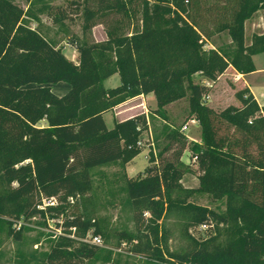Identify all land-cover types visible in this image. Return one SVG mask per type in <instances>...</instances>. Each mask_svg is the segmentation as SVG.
Instances as JSON below:
<instances>
[{
	"label": "trees",
	"instance_id": "trees-1",
	"mask_svg": "<svg viewBox=\"0 0 264 264\" xmlns=\"http://www.w3.org/2000/svg\"><path fill=\"white\" fill-rule=\"evenodd\" d=\"M24 1L27 10L0 0V222L6 224L8 236L20 241L26 224L49 216L59 222L55 226L62 234L34 264L99 259L103 250L80 239L93 230L95 235L102 232L78 201L92 189V170L129 164L140 153L141 134L149 131L144 115L115 122L112 130L104 115L137 97L153 95L157 108L152 116L169 128L156 162L152 159L156 166L127 181L134 221L143 222L145 214L159 221L164 199L181 190L188 173L181 163L188 142L183 127L168 123L166 108L187 99L188 120L201 128L200 142L191 144V157L197 158L202 183L216 173L217 164H226V179L216 182L226 185L235 209L229 220L211 215L235 227L230 230L235 238L226 246L216 240L193 243L176 257L177 264H264V107L248 90L236 94L241 108L218 114L203 103L227 69L242 75L255 72L253 57L264 54V36H254L245 46V25L264 11V0H67L71 14L55 7L53 0ZM80 13L85 34L101 25L107 39L98 43L86 37L79 42L78 63L30 27L31 20L42 16L61 25ZM225 32L230 47L204 49ZM114 75L121 84L107 89L105 82ZM196 75L210 84L196 83ZM61 83L70 90L58 97L52 86ZM221 126L233 129L234 136L222 134ZM53 198L56 207L39 208ZM204 218L200 222L209 225ZM19 222L23 225L17 230L13 225ZM123 238L133 239L127 234ZM134 252L151 257L152 246L137 238ZM152 255L163 259L159 250Z\"/></svg>",
	"mask_w": 264,
	"mask_h": 264
},
{
	"label": "rangeland",
	"instance_id": "rangeland-1",
	"mask_svg": "<svg viewBox=\"0 0 264 264\" xmlns=\"http://www.w3.org/2000/svg\"><path fill=\"white\" fill-rule=\"evenodd\" d=\"M10 1L27 10L28 6L24 0ZM68 1L53 0V5L61 7L71 14L73 9L68 6ZM126 24L128 27V23ZM83 26L84 19L81 13L71 16L61 25H54L46 16L40 17L38 21H30L32 29L37 30L46 39L55 42L63 50L64 55L74 63H78L77 44L84 38L88 37L98 43L107 39L103 26L98 25L86 34L83 31ZM263 32L264 11H259L246 22L245 46H250L253 37L262 36L260 34ZM125 34L130 36L128 28L125 29ZM231 44V38L225 32L215 36L212 45L208 43L204 49H224L230 47ZM257 63L264 69V56L260 57ZM256 79L261 82L260 87L264 89V74H260ZM195 82L210 84L198 75L195 76ZM120 84V78L116 76L105 86L116 88ZM62 86L66 85L55 86L54 93L60 92L59 88ZM217 94L216 90H213L204 98L203 103L207 106L213 104L212 108L218 114L230 107H235V105L240 106L236 95L233 96L230 93L226 100L218 92ZM152 98L156 102L154 96ZM136 104L138 103L124 106L116 113L107 115L105 119L111 129L112 118L113 116L115 118L116 114L120 115L119 119L124 121L140 115L146 117L149 131L140 136L142 146H137L140 151L139 155L125 166L116 163L92 170V189L87 196L78 201L80 210L91 216L102 232V235H95V230H93L87 234L91 240L100 237L101 243L97 247L103 250L99 259L90 261L88 264H177L176 257L188 252L193 243L202 244L216 240V243L222 246L228 245L235 238L230 232L235 227L219 223V220L214 219L211 215L215 214L217 218H228L229 220L230 212L235 209V204L229 200L226 185L216 182L219 177L226 179V164H217L216 173L206 178L202 183L201 178L204 175L191 157V144L200 142L201 128L197 121L188 120L189 104L187 99L166 108L168 123L177 129L183 127L182 131L188 142L187 149L181 159L183 169H188V173L183 176L180 182L181 190L170 193L169 197L164 199L165 213L159 221L153 220L149 214L144 215L143 222L136 223L134 221L133 208L127 194V181L144 176L147 169L156 166L157 156L165 145L163 134L169 128V125H166L161 119L152 116V112L157 107H152L149 102H146L144 106L142 103ZM133 108L137 109L132 111ZM44 125L45 122H42L41 126ZM185 127L186 129H184ZM220 130L222 134L228 133V135L234 136L233 129L228 131L225 126H221ZM235 136L237 137V135ZM151 144H154V147ZM170 156L168 155V158ZM2 191L0 185V193ZM203 217L209 221V225L200 222ZM56 222L58 221L51 220L49 216L33 219L25 225L28 230L23 232L20 241L9 237L6 224L0 222V264H34L41 261L42 255L49 251L52 244L53 232L57 229ZM39 223L46 225H39ZM60 223L62 222L60 221ZM123 234H127L133 239L126 240L123 238ZM137 238L147 240L152 246V254L159 250L163 259L159 260L152 254L149 257L134 252Z\"/></svg>",
	"mask_w": 264,
	"mask_h": 264
},
{
	"label": "crops",
	"instance_id": "crops-1",
	"mask_svg": "<svg viewBox=\"0 0 264 264\" xmlns=\"http://www.w3.org/2000/svg\"><path fill=\"white\" fill-rule=\"evenodd\" d=\"M260 35H263L264 36V32L261 33ZM264 56V54H261V55H257V56H254L253 57V63H254V66H255V72L251 73V74H248V75H242V74H239L237 73L235 70H233L232 68H229L227 69V71L217 80V82L213 83V86L211 87V89L213 90H216V94L217 92L220 94V96H224L227 99L228 95L231 93L233 94V96H235L239 91H242V90H248L250 92V94H252V96L254 97V99L256 100V102L259 104L260 107H264V89L260 87V81L256 79L257 76H259L260 74H264V69L263 67H261V65H258L257 63V60ZM118 75H114L113 77H116ZM113 77H111L110 79H108L106 82H105V85L107 82H109ZM119 77V76H118ZM60 85H66V86H62L61 88H59V91L57 94L54 93V90L53 88L55 86L57 87H60ZM106 87V86H105ZM107 89H114V88H108L106 87ZM70 90V87L67 85V84H64V83H61V84H58V85H53L52 86V91L55 95H57L58 97H63L64 95H66V93H68V91ZM210 91V93H212V91ZM218 95V94H217ZM153 95H149V96H140V97H137L133 100H130L118 107H116L112 112L104 115V119L107 115L109 114H112L113 112H117L120 108L124 107V106H127V105H130V104H134L135 102L138 103L136 105H139V104H144L146 102H149L151 103V106L152 107H157L156 105V102H154L153 98H152ZM155 99V97H154ZM223 99V98H221ZM225 100V99H223ZM210 108L214 107V105L212 104L211 106H209ZM235 107H238V108H241V104L240 106L238 105H235ZM137 108H133L131 109L132 111L135 110ZM213 109V108H212ZM156 110V109H155ZM143 113V112H141ZM119 116L118 114L115 115V118L113 116L112 118V128L109 129L108 127V121L105 119V123L107 125V128L109 130H112L113 127H114V123L115 122H125L124 120H121L119 119ZM130 120V119H129Z\"/></svg>",
	"mask_w": 264,
	"mask_h": 264
},
{
	"label": "built area",
	"instance_id": "built-area-1",
	"mask_svg": "<svg viewBox=\"0 0 264 264\" xmlns=\"http://www.w3.org/2000/svg\"><path fill=\"white\" fill-rule=\"evenodd\" d=\"M184 129H186V127ZM137 146L138 147L142 146V141L141 140H139ZM151 146L154 147V144H151ZM196 160H197V158L195 157L193 159V161L196 162ZM70 201H71V203H73V200H70ZM57 205H58L57 200L53 198V199H50V200H44L42 206H40L39 208L42 209V210H45L47 207H56ZM22 225H23V223L19 222V223L13 225V227L16 228L17 230H20ZM72 231H75V229H72ZM61 234H62L61 233V229H56L53 232V237L52 238L56 239L57 237L61 236ZM80 241L85 243V244H89V245H93V246H99L100 243H101L100 237H96V238H93L91 240V239L88 238V235L86 236V238L80 239Z\"/></svg>",
	"mask_w": 264,
	"mask_h": 264
}]
</instances>
